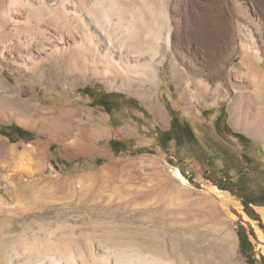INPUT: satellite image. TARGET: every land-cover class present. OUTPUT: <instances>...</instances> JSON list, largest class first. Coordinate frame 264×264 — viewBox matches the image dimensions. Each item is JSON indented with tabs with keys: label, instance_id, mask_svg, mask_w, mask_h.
I'll list each match as a JSON object with an SVG mask.
<instances>
[{
	"label": "rangeland",
	"instance_id": "374dc122",
	"mask_svg": "<svg viewBox=\"0 0 264 264\" xmlns=\"http://www.w3.org/2000/svg\"><path fill=\"white\" fill-rule=\"evenodd\" d=\"M133 1L162 39L169 34L156 86L85 49V31L74 21L66 27L59 13L0 0V130L13 125L34 136L13 135L12 143L0 134V254L40 257L42 264H264V241L255 233L264 235L260 211L257 221L248 217L224 189L236 177L230 160L239 157L256 160L264 176V135L254 131L264 127V110L255 105L263 96L264 108V8L256 0ZM93 5L89 12L99 14L101 4ZM202 8L226 39L225 47L207 51L209 61L197 42ZM116 27L112 33L123 36V26ZM241 27L261 30V59L244 56L236 38ZM88 30L105 52L98 32ZM94 84L122 97V115L114 104L107 109L118 119L113 129L106 114L81 99L82 88ZM195 107L209 126L189 116ZM150 113L172 119L176 157L137 148L157 134ZM117 130L134 138L113 154L108 141L121 137ZM166 162L186 178V188ZM208 188L226 192L237 206L222 208ZM240 227L251 244L243 256Z\"/></svg>",
	"mask_w": 264,
	"mask_h": 264
},
{
	"label": "bare ground",
	"instance_id": "6f19581e",
	"mask_svg": "<svg viewBox=\"0 0 264 264\" xmlns=\"http://www.w3.org/2000/svg\"><path fill=\"white\" fill-rule=\"evenodd\" d=\"M10 1L12 3L17 2V0H10ZM80 1L79 0H75V1L73 0H23L22 3L24 4V6L28 7L30 10L32 9L34 10L35 6H39L40 8L48 9V11L47 10L46 11L49 14L59 13V15H61L64 20L60 18L59 16L57 15L56 16L59 17L58 20L62 19V22H65L66 27L69 22L71 23L74 21L73 23H76V25H74L75 26L74 28H77V29L81 28V29H84L85 31L81 34L82 36L81 45H83L85 49H87L88 51L93 49L96 55H100L104 57L107 60V64L110 68H113L116 71H119L123 74L132 75L133 77L139 78L143 80V82L147 83L149 86H156L157 84L156 80L158 79V72L156 74V70L157 68L164 66L165 62L167 61V57H168L165 55L164 50L167 51V49L169 48V40H168L169 34L166 35V38L162 39L161 29H155L153 27H150L149 26L150 24H147L148 20L143 10H141L142 8L140 6H137V4H135L133 0H95V1L90 0V1H93V4L94 5L96 4L97 7L101 4L100 13L99 14L97 13V15H95L96 12H94L95 14H93L92 12L91 13L89 12L90 10H92L91 7L93 4H91V7H88V8L83 5L84 7L83 8L80 5V3L81 4H85V3L80 2ZM256 1L260 2L262 6L261 8H264V0H256ZM198 5L202 6L203 4L199 3ZM69 8L72 11L69 10ZM149 9H151V7ZM113 16H117L115 17L116 23L115 21L113 22V19H114ZM198 19H199L198 23L196 24L198 25L197 42H198L199 49L201 51L206 52V53L201 52L200 55L203 59L209 61V59L211 58L208 55L207 51L220 49L221 47L226 45L225 44L226 39L224 35L221 34L220 30L216 29V27L214 28L213 24H211L212 19H214V16L211 15L205 8H202L201 11L199 12ZM124 20H126V23L122 22ZM119 24L123 26L124 29H123V36L118 37L114 35L115 32L113 34L112 31H114L113 28H115L116 25L119 28L120 27ZM90 27L93 30L98 32L100 41H101L100 43L105 48V52H101L97 49V45L95 44L93 37L91 36L92 34L91 30L90 31L88 30V28L90 29ZM144 28L147 29L145 30V33H144ZM254 32L255 34L251 31V29L249 30V29L241 27L240 29H238V35L236 38H238L237 43L239 47L244 51V56L251 57L253 59H256L257 61L261 58L259 54V49L257 47L258 38L256 39L255 35H259V33H261V30L256 28ZM233 41L234 39L231 42L233 43ZM1 43H0V46L2 45ZM172 66H173L172 71L174 72V69L176 68L175 62H173ZM259 84L260 83H258V85ZM255 85L257 86V84ZM203 88L205 90H208L207 86H203ZM262 97L263 96L258 95V97H256L255 99V105L258 107L261 114H262V111L264 110L263 105H262L263 104ZM195 109L192 110L189 116H192V115L196 116L200 120L199 122H201V125L203 123V126L204 125L209 126V124L205 123V121L203 122V118L197 114L196 112L197 108ZM242 127L243 129L248 128L245 126H242ZM258 127L259 128H257L256 130H254L255 127L251 129L254 130L258 136L262 137L264 135V132H263L264 127H261V126H258ZM173 176L180 183L182 187L186 188L189 185L186 178L180 173L179 170L177 169L173 170ZM208 191L212 193L211 195L214 196V198L217 200V202L222 208H228L230 206H233V207L237 206L233 198L226 192L219 191L215 188H208ZM258 211H260L261 218L264 222V210L258 209ZM260 231L256 230L255 233L257 235V238L260 241H264V235H262ZM41 259L40 257H29L25 259L24 257H22V255L20 256L19 254L17 255V253H15L13 257L11 258L9 257L8 259L5 260L0 254V264H42L40 262L42 261Z\"/></svg>",
	"mask_w": 264,
	"mask_h": 264
},
{
	"label": "crops",
	"instance_id": "0c3cea01",
	"mask_svg": "<svg viewBox=\"0 0 264 264\" xmlns=\"http://www.w3.org/2000/svg\"><path fill=\"white\" fill-rule=\"evenodd\" d=\"M82 90L84 92L81 96L83 103L87 107L96 108L98 110H101L102 113L106 114L107 120L109 121V124H107V127L110 129H113L114 126H113V123L111 122V120L116 121L118 119L114 118V116H113L114 114H112V112L113 111H119L118 114L121 113V115H122V113H123L122 110H123L124 105H122V102H119V101L117 102V100L121 99L122 97L118 94L107 92L106 90H104L103 88H101L97 84L85 86L84 88H82ZM111 104H114L115 107H114V110L110 114H108L107 109ZM195 108H197V107H195ZM196 112L198 115H200L203 118V116L201 114H199L198 109ZM150 115H151V118H150L151 126L153 128H155V130L157 131V134H156V136H151L145 142L142 140L137 141L136 142L137 148L143 149V148L157 147L158 149H163L165 152H168V153L173 154L175 156L174 153L170 152L172 139L174 137V135H173V137H170V134L172 132L171 131L172 119L166 118L161 113L157 114V115L150 113ZM139 116H140V118H145L144 113L139 114ZM117 132L118 133L120 132L119 134L121 135V137L111 138L108 141V145H109L113 154L115 153V150L117 147L118 148L120 147L122 149V151H126L128 143H131V141L134 138V137H131V138L125 137L123 135L124 134L123 131L117 130ZM176 169L179 170L178 168H176ZM257 209L264 210L263 207L253 208V210H257Z\"/></svg>",
	"mask_w": 264,
	"mask_h": 264
},
{
	"label": "flooded vegetation",
	"instance_id": "af4514ba",
	"mask_svg": "<svg viewBox=\"0 0 264 264\" xmlns=\"http://www.w3.org/2000/svg\"><path fill=\"white\" fill-rule=\"evenodd\" d=\"M230 159V157H228ZM230 171L236 174L235 181L233 178L229 181H233L232 187L224 188L231 195H233L242 205L243 210L245 208H264V176L261 172L255 170L256 160L250 158L239 157L237 161L230 160ZM241 162H244L242 165ZM242 250L244 254H247L251 250V244L249 236L246 235L241 239Z\"/></svg>",
	"mask_w": 264,
	"mask_h": 264
},
{
	"label": "trees",
	"instance_id": "16d2710c",
	"mask_svg": "<svg viewBox=\"0 0 264 264\" xmlns=\"http://www.w3.org/2000/svg\"><path fill=\"white\" fill-rule=\"evenodd\" d=\"M0 134L6 138H8L12 143H15L16 141L12 138L13 135H18L19 136V140H23V141H32V139L34 138V136L32 134H30L29 132L27 131H24L22 130L21 128L19 127H16V126H9L8 128L6 129H1L0 130ZM235 138H238L240 139L241 136L239 135H235ZM53 151V146L50 147L49 149V152H52ZM244 212L245 214L254 219V220H258V217L257 215L254 213V210L251 209V208H245L244 209ZM246 232L243 230V228H239V231H238V238L240 240V243H239V248H240V253L241 255L243 256L244 253H243V250H242V242H241V239L244 238L246 236ZM262 259V258H261Z\"/></svg>",
	"mask_w": 264,
	"mask_h": 264
},
{
	"label": "built area",
	"instance_id": "2783aa9c",
	"mask_svg": "<svg viewBox=\"0 0 264 264\" xmlns=\"http://www.w3.org/2000/svg\"><path fill=\"white\" fill-rule=\"evenodd\" d=\"M175 163V160H173ZM166 167L172 172L173 170H176V167L173 164L165 163Z\"/></svg>",
	"mask_w": 264,
	"mask_h": 264
},
{
	"label": "water",
	"instance_id": "95a60500",
	"mask_svg": "<svg viewBox=\"0 0 264 264\" xmlns=\"http://www.w3.org/2000/svg\"><path fill=\"white\" fill-rule=\"evenodd\" d=\"M242 207V206H241ZM257 208H261V207H257ZM261 224H258V227L260 228Z\"/></svg>",
	"mask_w": 264,
	"mask_h": 264
}]
</instances>
